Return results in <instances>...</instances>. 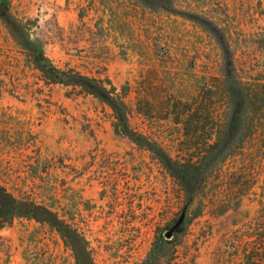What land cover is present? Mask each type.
<instances>
[{
  "label": "rangeland",
  "instance_id": "rangeland-1",
  "mask_svg": "<svg viewBox=\"0 0 264 264\" xmlns=\"http://www.w3.org/2000/svg\"><path fill=\"white\" fill-rule=\"evenodd\" d=\"M38 54L101 80L121 131L45 83ZM0 187L63 224L0 222V264H243L264 208V0H0Z\"/></svg>",
  "mask_w": 264,
  "mask_h": 264
},
{
  "label": "trees",
  "instance_id": "trees-1",
  "mask_svg": "<svg viewBox=\"0 0 264 264\" xmlns=\"http://www.w3.org/2000/svg\"><path fill=\"white\" fill-rule=\"evenodd\" d=\"M34 64L38 71L40 72L43 80L47 84H61L65 86L77 87L81 92L92 95L98 98L101 102L107 104L114 113L116 119V129L121 131L120 123L126 121L125 118V105L121 99L112 95L109 89L103 84L101 80L95 78H89L79 73H75L71 70H60L53 66L48 60L43 58L38 54L34 58ZM231 79L225 78L223 80L224 86L228 89L231 94ZM231 89V90H230ZM237 92H241L239 88ZM242 93V92H241ZM146 147H152L154 149V144H149L147 142ZM150 148L151 150H153ZM155 151V150H154ZM162 160L163 165L172 171L177 164L172 163L171 160L162 152L158 154ZM214 154L209 156L208 161L213 160ZM15 217H29L34 219H41L47 221H53L59 228L63 227L62 222H60L52 212L42 206H37L31 202L18 201L13 198L5 189L0 187V222L1 225L9 224ZM184 215H182L178 221H176L173 227H178L183 223ZM63 235L62 230H59ZM249 236V241L246 242V248L243 254V264H264V208H262L260 214H258L254 227L251 232L246 233ZM166 245L169 241H166ZM152 257L146 259L142 264H151Z\"/></svg>",
  "mask_w": 264,
  "mask_h": 264
},
{
  "label": "water",
  "instance_id": "water-1",
  "mask_svg": "<svg viewBox=\"0 0 264 264\" xmlns=\"http://www.w3.org/2000/svg\"><path fill=\"white\" fill-rule=\"evenodd\" d=\"M171 235H172V231L170 230L169 232L165 234V238L169 239Z\"/></svg>",
  "mask_w": 264,
  "mask_h": 264
}]
</instances>
